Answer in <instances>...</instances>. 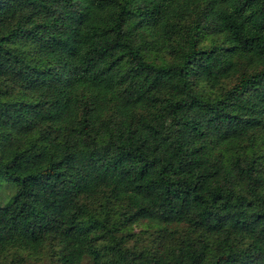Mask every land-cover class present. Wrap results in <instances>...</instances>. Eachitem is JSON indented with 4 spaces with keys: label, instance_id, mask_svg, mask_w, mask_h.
Listing matches in <instances>:
<instances>
[{
    "label": "trees",
    "instance_id": "1",
    "mask_svg": "<svg viewBox=\"0 0 264 264\" xmlns=\"http://www.w3.org/2000/svg\"><path fill=\"white\" fill-rule=\"evenodd\" d=\"M2 181L0 264H264V0H0Z\"/></svg>",
    "mask_w": 264,
    "mask_h": 264
},
{
    "label": "rangeland",
    "instance_id": "2",
    "mask_svg": "<svg viewBox=\"0 0 264 264\" xmlns=\"http://www.w3.org/2000/svg\"><path fill=\"white\" fill-rule=\"evenodd\" d=\"M1 183L2 184L0 186V195H1V197H3L2 198V201H3L4 199H6L8 197L7 195L11 193L12 187L6 185L8 183H6L5 181H2ZM138 227L139 226H137L136 229H138ZM34 264H49V263H47V260H43V262L40 261V262H36Z\"/></svg>",
    "mask_w": 264,
    "mask_h": 264
}]
</instances>
